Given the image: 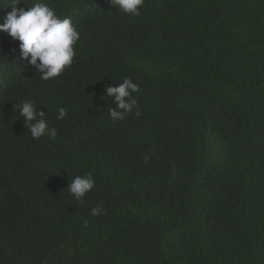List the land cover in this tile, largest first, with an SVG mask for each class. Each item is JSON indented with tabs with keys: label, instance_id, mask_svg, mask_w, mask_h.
Segmentation results:
<instances>
[{
	"label": "trees",
	"instance_id": "trees-1",
	"mask_svg": "<svg viewBox=\"0 0 264 264\" xmlns=\"http://www.w3.org/2000/svg\"><path fill=\"white\" fill-rule=\"evenodd\" d=\"M27 2L80 40L45 81L0 31V264H264V0ZM125 78L140 115L113 121ZM26 100L55 138H32ZM89 172L80 206L67 186Z\"/></svg>",
	"mask_w": 264,
	"mask_h": 264
},
{
	"label": "clouds",
	"instance_id": "clouds-1",
	"mask_svg": "<svg viewBox=\"0 0 264 264\" xmlns=\"http://www.w3.org/2000/svg\"><path fill=\"white\" fill-rule=\"evenodd\" d=\"M28 3L27 0H23ZM125 15L138 16L145 0H111ZM0 3H4L0 0ZM13 5L7 14L6 22L0 24V31L6 32L13 39L20 41L22 58L27 59L42 80L60 76L73 63L77 52L74 48L80 40V32L72 23L71 17L61 18L47 3L32 4L28 10L15 5L21 0H9ZM138 83L125 78L116 86L106 87V96L111 97L115 107L109 109L113 121L123 120L132 114L140 115V105L133 93L140 91ZM20 116L24 117L26 126L33 139L42 136L55 138L56 127L50 126L46 113L35 101L26 100L20 106ZM68 114L65 107H59L56 119L62 120ZM95 178L91 172L75 176L67 186L69 194L76 203L83 206L85 197L95 187ZM105 210L98 205L91 209V215H101Z\"/></svg>",
	"mask_w": 264,
	"mask_h": 264
}]
</instances>
